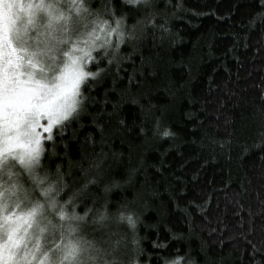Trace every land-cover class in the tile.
<instances>
[{"label":"trees","instance_id":"trees-1","mask_svg":"<svg viewBox=\"0 0 264 264\" xmlns=\"http://www.w3.org/2000/svg\"><path fill=\"white\" fill-rule=\"evenodd\" d=\"M154 3L87 0L156 28L84 86L38 171L59 169L63 200L83 190L84 231L123 238L121 264H264V0Z\"/></svg>","mask_w":264,"mask_h":264},{"label":"snow or ice","instance_id":"snow-or-ice-1","mask_svg":"<svg viewBox=\"0 0 264 264\" xmlns=\"http://www.w3.org/2000/svg\"><path fill=\"white\" fill-rule=\"evenodd\" d=\"M108 9L93 11L87 0H0V264H121L123 238L84 231L89 212L75 210L83 190L63 200L59 169L56 180L38 171L46 145L83 110L84 86L119 67L116 53L137 32L156 28L153 14L126 33L125 18ZM119 219L135 227L132 216Z\"/></svg>","mask_w":264,"mask_h":264}]
</instances>
